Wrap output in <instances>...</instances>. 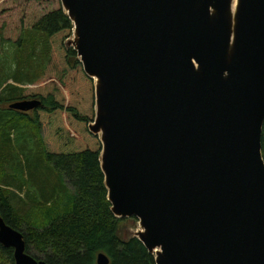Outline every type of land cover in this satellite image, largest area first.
<instances>
[{"label":"water","instance_id":"1","mask_svg":"<svg viewBox=\"0 0 264 264\" xmlns=\"http://www.w3.org/2000/svg\"><path fill=\"white\" fill-rule=\"evenodd\" d=\"M61 1L95 81L112 212L138 220L128 237L156 264H264V0ZM0 244L45 264L1 217Z\"/></svg>","mask_w":264,"mask_h":264},{"label":"trees","instance_id":"2","mask_svg":"<svg viewBox=\"0 0 264 264\" xmlns=\"http://www.w3.org/2000/svg\"><path fill=\"white\" fill-rule=\"evenodd\" d=\"M74 29L63 6L22 28L17 41L0 28V56L16 49L15 68L0 61V217L45 264H98L100 254L109 264H156L140 240L122 236V224L134 229L138 220L112 212L103 145L90 132L95 81L65 46ZM25 100L41 105L10 109ZM262 151L264 158V129ZM0 264H15L13 250L1 244Z\"/></svg>","mask_w":264,"mask_h":264},{"label":"rangeland","instance_id":"3","mask_svg":"<svg viewBox=\"0 0 264 264\" xmlns=\"http://www.w3.org/2000/svg\"><path fill=\"white\" fill-rule=\"evenodd\" d=\"M60 7H62L61 0H0V28L4 31L6 37L17 41L22 28L32 25L42 14ZM15 50V48L8 47L0 56V61L5 63L9 68L11 66L15 68L16 66ZM10 83L13 84L14 82L10 81ZM36 87L38 88L39 86H35L34 88ZM46 131L47 126H45L43 133L45 134ZM19 197L22 199V195H19ZM130 225L133 227V223H128V221L122 224L123 237H126V233L131 228ZM138 229V226L134 228L136 231ZM30 255L40 258L34 251H30Z\"/></svg>","mask_w":264,"mask_h":264}]
</instances>
